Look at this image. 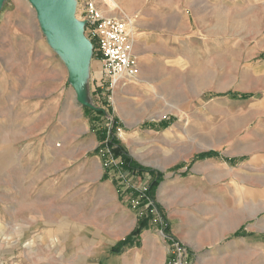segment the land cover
I'll use <instances>...</instances> for the list:
<instances>
[{
    "label": "rangeland",
    "instance_id": "374dc122",
    "mask_svg": "<svg viewBox=\"0 0 264 264\" xmlns=\"http://www.w3.org/2000/svg\"><path fill=\"white\" fill-rule=\"evenodd\" d=\"M116 1L112 10L127 14L119 19L135 21L134 41L141 18L165 19L149 27L156 47L145 51L164 70L139 72L126 86L112 88L93 46L83 89L84 100L99 110L89 108L97 113L94 126L105 132L96 147L88 107L78 100L66 57L43 32L33 6L6 0L0 10V264H33L36 255L43 258L39 264L97 261L68 251L70 236L62 230L74 209L60 200L55 215L45 185L56 183L59 192L66 185L64 195L76 177L98 187L106 172L118 189L100 151L110 126L118 144L145 168L133 181L136 187L151 184L149 170L166 181V190L152 195L159 218L148 227L160 242L145 253L151 257L145 264H264V183L243 176L254 154L250 142L264 136V73L259 80L254 70L264 67V0ZM75 3L82 22L84 7ZM99 3L106 15L107 3L116 2ZM85 37L91 41L87 29ZM41 48L50 56L44 58ZM140 50L134 46L136 59ZM162 121L169 122L167 129L152 128ZM201 150L219 157L199 160ZM36 175L44 187L37 218L44 229L58 219L62 229L43 232L47 242L38 248L25 242L27 232L15 229L34 214L33 201L27 209L18 206L21 178ZM83 184L87 189L89 183ZM29 187L33 192L34 185ZM119 193L140 222L144 208L134 206L132 194ZM52 235L58 236L55 246Z\"/></svg>",
    "mask_w": 264,
    "mask_h": 264
},
{
    "label": "crops",
    "instance_id": "0c3cea01",
    "mask_svg": "<svg viewBox=\"0 0 264 264\" xmlns=\"http://www.w3.org/2000/svg\"><path fill=\"white\" fill-rule=\"evenodd\" d=\"M116 3L115 5H110L108 8L111 12H106L107 16L120 18L121 16L126 17L127 14L125 13H118L114 12L112 9L116 8L117 1L114 0ZM120 3L125 2L126 0H118ZM101 4V3H100ZM99 4L100 8H103L104 5ZM168 6V5H167ZM121 8V7H120ZM122 10V9H121ZM123 11V10H122ZM128 13V10H124ZM114 12V13H113ZM139 23V28L137 27V33L135 38L136 47L139 45L141 50L137 52V59L140 67V73H146L148 71H155L158 72L160 70H164L155 66L152 63V59L148 53H146V48L156 47L154 42L157 40L155 37V32H150V28L154 25L161 24L164 20L159 17H156V20L153 21L152 19H148L147 16L141 18ZM135 25V21H134ZM136 27L134 26V31ZM162 40L158 42L160 44ZM41 55L44 58L50 56V51L45 48H41L40 51ZM154 66V67H153ZM256 72L257 79H261V74L264 73V67H254ZM117 86H126L123 85L122 82L119 83ZM97 113H92L89 111V108H86V115L90 116V123L92 125L91 131L95 133L94 137L96 139L95 147L98 146V143L101 140V135L98 133L96 126H94L95 120L92 119ZM163 122V121H162ZM160 122L158 125H151L152 128L165 130L168 127H163ZM264 129V126H263ZM252 152L254 154L251 156L250 161H248L247 165L245 166V171L243 172L244 178H247L251 181H256V183H264V136H262L258 143L250 142ZM126 150L127 154L135 164L136 161L132 158L131 154L127 150L126 145H122ZM211 153V155H205V157L200 158V156L204 154ZM224 156L227 157V154L224 153ZM219 157V153L216 151H206L202 152L197 156L200 158L199 160H204L208 158H217ZM226 161L229 164H236V158H227ZM139 165V164H137ZM140 166V165H139ZM141 167V166H140ZM180 167H184V165H180ZM144 168V167H142ZM145 169V168H144ZM163 170V169H161ZM152 171V172H151ZM150 173V177L152 182L155 181L158 177H161L162 181L160 182L159 186L154 190L153 196L164 190L166 186V181L164 182V175L161 172H157L154 170L147 171ZM86 176V175H85ZM23 186L19 188L18 192V206L19 208L27 209L28 202L33 201V211L34 214L32 218L28 219L26 223H18L15 225L16 231L19 233L24 234L28 233L27 236H24L25 242L31 241V245L35 248L40 247V243H42V234L43 232H56L59 231L61 227L58 225V219L54 222H50L48 228L44 229L43 222L38 219L40 209L44 206L43 204V181L41 176H34V177H23ZM99 185L98 187L92 186L90 183V179L88 177L81 176L76 177L68 189H71L70 193H66L64 195L61 192L66 188V185L61 187L62 191L59 192L58 184L54 185H45V188L51 189V195L48 197L52 203V209H55V215L58 213V201H63L67 204L68 208L74 209L73 218H70L66 223V227L62 230L65 237L70 236V238L66 241V247H68V251L74 252V256L76 254H84V258L87 259H94L97 261L88 262L87 264H145L150 263L151 257L145 258V253L149 254L155 246L160 242V239L149 230L147 226L145 229L142 230L141 234L134 239L132 234L140 225L138 222V218L134 211L126 204L124 200V195H121L115 185V183L109 179L108 174L105 172L101 174L99 177ZM84 183H89L87 189H83L82 186ZM29 185H34V191H30ZM50 186V187H48ZM167 187V186H166ZM22 189V191H21ZM29 190V192H28ZM166 190V189H165ZM77 196H82V198L77 199ZM9 199L11 200V195H9ZM53 201L55 203H53ZM8 207L12 209L14 205L10 201ZM38 217V218H37ZM264 219V218H263ZM261 220V219H260ZM263 221V220H262ZM11 224V223H10ZM74 232H79L78 234H74ZM75 236V237H73ZM239 236V235H238ZM51 236L49 237L50 245H56L55 242L58 239V236ZM73 237V238H72ZM78 241L76 243H72L74 241ZM127 240V243L125 242ZM44 241V240H43ZM46 241V239H45ZM44 241V242H45ZM47 242V241H46ZM78 244V245H77ZM147 247V251L144 248ZM154 247V248H153ZM127 249V252L124 250ZM140 249V250H138ZM142 249V250H141ZM136 250V251H135ZM134 251V254H133ZM96 253L100 254L95 255ZM264 253V252H263ZM36 259L32 262L33 264L42 263L43 258L40 255H36ZM47 262V261H45Z\"/></svg>",
    "mask_w": 264,
    "mask_h": 264
},
{
    "label": "built area",
    "instance_id": "2783aa9c",
    "mask_svg": "<svg viewBox=\"0 0 264 264\" xmlns=\"http://www.w3.org/2000/svg\"><path fill=\"white\" fill-rule=\"evenodd\" d=\"M78 1L84 7L82 16L86 23L85 29L88 30L94 51L100 57L102 78L109 81L112 88L121 82L123 85H127L134 81L140 72L134 55V21L106 16L99 8V1L105 3V0ZM111 130L113 127L110 126L108 139L103 144L104 148L100 150L105 158L104 166L111 173V178L117 182L119 191L125 195L132 194L134 206L144 208L142 217L150 216L151 220H156L159 218L158 209L149 192L150 185L136 187L133 181L139 178L140 174L122 170V157H115L110 148L115 138L114 134L111 135Z\"/></svg>",
    "mask_w": 264,
    "mask_h": 264
},
{
    "label": "water",
    "instance_id": "95a60500",
    "mask_svg": "<svg viewBox=\"0 0 264 264\" xmlns=\"http://www.w3.org/2000/svg\"><path fill=\"white\" fill-rule=\"evenodd\" d=\"M5 1L0 0V10ZM28 1L37 13L43 32L66 57L78 100L88 108L98 110L84 100L83 85L93 54V44L85 37V21L76 20L75 0Z\"/></svg>",
    "mask_w": 264,
    "mask_h": 264
},
{
    "label": "trees",
    "instance_id": "16d2710c",
    "mask_svg": "<svg viewBox=\"0 0 264 264\" xmlns=\"http://www.w3.org/2000/svg\"><path fill=\"white\" fill-rule=\"evenodd\" d=\"M247 97H244V98H247ZM101 113H103V112H101ZM101 113H99V114H101ZM161 125L163 127H168L169 122L163 121ZM98 131H100V130H98ZM99 134L101 135L100 142H103L105 132L99 133ZM110 148H111L115 157H119V156L122 157V165H121L122 170H125L126 172L136 173V174L143 172L144 169L133 162V160L131 159V157H129V155L127 154L124 147H122L121 145L118 144L117 139L114 138V140L112 141V143L110 145ZM205 155H211V153L204 154V155L200 156V158L205 157ZM161 181H162L161 177H158L155 181H153L152 185L150 186V191H149L151 195H153L154 190L159 186ZM150 220H151L150 216H147V217L142 218L140 220L141 222H140L139 227L137 229H135V231L132 234L134 239H136L141 234L142 230L148 226V223L150 222ZM125 242L127 243V240Z\"/></svg>",
    "mask_w": 264,
    "mask_h": 264
},
{
    "label": "bare ground",
    "instance_id": "6f19581e",
    "mask_svg": "<svg viewBox=\"0 0 264 264\" xmlns=\"http://www.w3.org/2000/svg\"><path fill=\"white\" fill-rule=\"evenodd\" d=\"M134 44H135V41H134Z\"/></svg>",
    "mask_w": 264,
    "mask_h": 264
}]
</instances>
